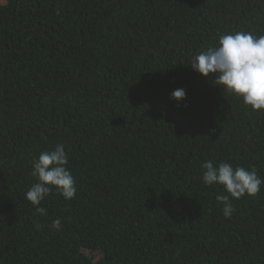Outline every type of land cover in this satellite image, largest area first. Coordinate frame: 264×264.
<instances>
[{
    "label": "trees",
    "instance_id": "obj_1",
    "mask_svg": "<svg viewBox=\"0 0 264 264\" xmlns=\"http://www.w3.org/2000/svg\"><path fill=\"white\" fill-rule=\"evenodd\" d=\"M238 31L264 35V0H0V264H264V184L229 219L202 181L205 161L264 179V110L190 66ZM56 144L77 191L40 215Z\"/></svg>",
    "mask_w": 264,
    "mask_h": 264
},
{
    "label": "clouds",
    "instance_id": "obj_2",
    "mask_svg": "<svg viewBox=\"0 0 264 264\" xmlns=\"http://www.w3.org/2000/svg\"><path fill=\"white\" fill-rule=\"evenodd\" d=\"M218 37L214 46L200 50L193 57L190 66L204 77L215 74V84L222 86L224 92L242 98L243 103L254 111L264 110V35L254 36L251 32L238 31L218 34ZM171 98L177 102L184 100L185 89H175ZM68 162L63 144H56L54 149L42 151L33 159L31 175L37 182L31 185L25 198L40 215L47 214L40 204L53 189L65 200L75 197L76 181L66 167ZM201 168L204 170L202 181L205 185H222L229 194L217 195V201L223 205L225 218L230 219L236 211L230 197L238 200L245 195L255 196L264 184V179L260 178L255 168L233 167L227 162L214 166L211 161L203 162ZM52 227L60 230L61 221L55 219Z\"/></svg>",
    "mask_w": 264,
    "mask_h": 264
}]
</instances>
